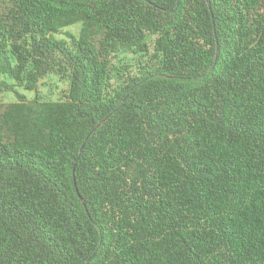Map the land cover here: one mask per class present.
Wrapping results in <instances>:
<instances>
[{"label": "trees", "instance_id": "1", "mask_svg": "<svg viewBox=\"0 0 264 264\" xmlns=\"http://www.w3.org/2000/svg\"><path fill=\"white\" fill-rule=\"evenodd\" d=\"M5 92L0 264H264V0H0Z\"/></svg>", "mask_w": 264, "mask_h": 264}, {"label": "rangeland", "instance_id": "2", "mask_svg": "<svg viewBox=\"0 0 264 264\" xmlns=\"http://www.w3.org/2000/svg\"><path fill=\"white\" fill-rule=\"evenodd\" d=\"M82 25L80 23L66 28L67 31L75 35H79ZM58 37H62L58 35ZM148 57L136 56L134 54L119 53L112 57L113 75L111 84L113 88H118L125 84L129 74L138 71L139 65H145ZM69 87L66 79L57 74H51L43 78L39 83L40 96L46 100H59L63 99ZM21 93L27 96L28 99L35 97V92L25 91L22 88L18 89ZM17 100V95L13 92H5L0 94L1 102H13Z\"/></svg>", "mask_w": 264, "mask_h": 264}]
</instances>
